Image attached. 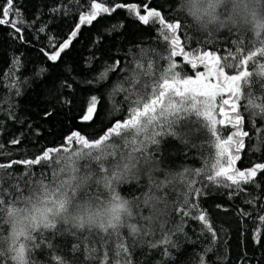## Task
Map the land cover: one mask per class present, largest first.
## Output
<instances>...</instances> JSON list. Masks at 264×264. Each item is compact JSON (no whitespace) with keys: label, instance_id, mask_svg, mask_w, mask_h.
<instances>
[{"label":"trees","instance_id":"trees-1","mask_svg":"<svg viewBox=\"0 0 264 264\" xmlns=\"http://www.w3.org/2000/svg\"><path fill=\"white\" fill-rule=\"evenodd\" d=\"M3 3L4 0H0V5ZM93 3L108 8L116 4H135L141 15L147 14L145 3L149 9L155 7L168 21L181 22L177 37L185 51H219L221 47L227 51L229 42L233 45L237 42L234 33L214 40L194 37L188 21L180 14L178 0H16L20 16H10L9 20H15L21 32L17 33L9 25H0V163L33 159L48 148L61 151L52 153V159L40 165L12 164L7 171L17 179L0 181V198H5L6 203L18 199L33 182L48 183L46 177L59 174L57 166L63 161L58 157L80 150L75 141L67 143L68 134L79 131L88 139H96L113 126L115 120L124 118L131 93L119 89L136 86L135 80L128 81L137 63L143 65L139 71L147 74L167 68L170 40L165 42L159 38L154 31L156 23L150 20L149 25H144L127 7L102 12L91 24L80 25L71 46L56 62L50 61L46 53L51 54L61 42L70 38V33L80 23V15L91 12ZM173 60L188 75L202 70L200 65L195 70L184 68L187 61L182 57ZM40 69L45 71L41 73ZM145 78L141 76L140 80ZM93 95L98 99L97 114L91 121L83 122L81 116ZM49 111L52 115L45 116ZM242 114L259 127L260 120L247 116L246 112ZM179 117L172 129L179 138L166 133L159 138V145L149 147L155 149L157 162L174 170L178 179H190V185L182 184L170 196L167 187L157 192L163 190L165 199H170L172 205L183 197L197 208L191 209L188 215L172 210L163 216L164 230H171L169 238L176 245L171 249V259L161 247L151 246L153 241L159 245V230L154 235L135 237L130 236L127 229L122 230L126 242H134L131 245L132 264H199L200 260L203 264H264V221L260 220L264 216V171L257 172L254 183H241L239 188L236 185L228 187L230 181H209L207 176L214 174L211 165L215 163L216 148L208 121L195 111L181 112ZM215 118L222 119L219 115ZM216 127L223 130L219 134L224 138L230 134L227 124ZM245 130L249 128L246 126ZM249 131L250 138H245V149L235 162V168L240 171L264 163V127L255 133ZM14 139L19 143H11ZM114 140L119 138H110L109 143ZM160 182L168 183L164 178ZM14 185L18 186L16 191H13ZM120 188L130 199L149 197L143 181H130ZM194 190H199L201 195L197 196ZM139 211L153 214L148 206ZM201 213L206 216L207 223L195 219ZM58 229L55 234L43 232V239L38 234L36 242L40 247L34 252L38 264H58L54 260L57 256L67 264H95L90 257L97 255L101 248L107 250L109 247L84 241L78 251H73L75 237L65 231L64 226ZM49 237L53 248L46 246Z\"/></svg>","mask_w":264,"mask_h":264},{"label":"snow or ice","instance_id":"snow-or-ice-1","mask_svg":"<svg viewBox=\"0 0 264 264\" xmlns=\"http://www.w3.org/2000/svg\"><path fill=\"white\" fill-rule=\"evenodd\" d=\"M123 7H127L128 11L144 25H149L150 20H152L153 23H156L155 34L165 42L170 40L171 48L166 61L167 68H159L157 72L147 74L139 71L143 65L137 63L136 69L133 70V75L128 81L135 80L136 86L127 90L121 86L119 89L126 91V94L131 93L128 95L129 107L124 118L115 120L113 126H110L103 135L96 139H88L79 131L68 134L67 143L72 144L75 141L80 145V150L58 157V160L63 161L60 166V173L74 179L80 171L95 170L103 177L105 187L111 190L117 177L129 172L133 165H139L141 161L157 162L154 157L155 149L150 148L149 145H159L161 142L159 138L166 133L179 138L178 133L172 131L176 121L180 119L179 113L195 111L197 115H202L208 121L207 126L214 138L216 148L215 163L211 165L214 174H209L207 179L216 183L230 181L231 184L227 186L236 185L237 188L240 187L241 183H254L257 172L264 171V163H257L246 171H240L235 168V162L240 159L241 150L245 149V138H250L249 130L253 133L260 131V128L264 127V120L259 121L258 127L255 121L246 120V115L242 114L246 112L249 116V105L245 103V93L248 91L245 77L250 75L248 62L251 59V54L246 57L243 56V49L238 46L237 42L234 45L229 42L227 51L223 47L219 51L216 49L185 51L177 37L178 30L182 28L181 22L178 20L175 22L168 21L165 15L155 7L149 9L145 3L147 14L141 15L139 7L135 4L127 6L116 4L113 8H108L104 4L93 3L91 12L80 15V23L70 33V38L61 42L59 48L51 54L46 53L48 59L52 62L60 59L61 53L68 49L72 40L77 37L80 25L91 24L102 12L110 13L116 8ZM10 16H20L16 0H4L3 5H0V25H9L17 33H20L21 29L17 26L16 21L9 20ZM53 48H55V44H53ZM175 57H182L183 60L187 61L184 68L195 70L200 65L202 70L188 75L183 68H178L175 60H173ZM44 71V69H40L41 73ZM102 75H106V73ZM141 76L146 78L141 81ZM97 104L98 99L93 95L88 102L85 113L81 116L83 122L91 121L96 116ZM50 115H52L50 111L45 113V116ZM217 115L222 119H216ZM225 124L230 126L228 129L230 134L226 138L219 134L223 130L216 127V125ZM246 126L249 130H245ZM110 138H119V140L109 143ZM11 143L18 144L19 141L14 139ZM118 144L119 147H117ZM60 151V148H48L43 151L42 155L33 159L16 160L9 164L0 163V171H3L0 181L7 182L6 178L17 179L7 171L12 167V164L40 165L42 161L51 160L52 153H59ZM64 151L67 152V148ZM156 154L158 155V153ZM149 178L151 179V172H149ZM218 178L224 179L218 180ZM45 179L48 180V183L40 181L39 184L46 197L45 203L50 202L52 205V207L47 208V211L62 209L64 201L62 198L57 199V196L60 195L58 188L61 184L68 185L69 180L58 179V175L55 173ZM162 185L160 181L155 185L145 184L149 194L148 199L134 198L138 202L142 198L143 204L137 203L135 218L130 215V222L122 228L112 226L104 232H76L74 229L71 234L76 240L73 244V251H78L81 242L84 241L109 245L107 250L101 248L99 253L90 259H93L95 264H132L130 258L131 245L134 242H126L122 230L127 229L132 237L154 235L155 231L159 230L161 232L160 243L158 245L153 241L151 246L154 248L161 247L162 251L171 259V249L175 248L176 245L169 238L172 235L171 230L167 232L164 230L163 225L166 221L154 213L145 215L139 211L142 207L149 205L150 201L154 199V192L160 189ZM17 187L14 185L13 191H16ZM194 191L197 196L201 195L199 190ZM117 199V196H113L114 201ZM124 203L126 204L127 201ZM4 204H6V199L0 198V207H3ZM181 204L183 207L180 206ZM193 208H197L195 203H190L188 199L181 197L178 203L172 205L170 211L175 210L183 215H188ZM195 219L207 223L206 216L202 213L197 215ZM260 220L264 221V216L260 217ZM45 227L50 229L49 231L53 234L59 231L55 224L45 223ZM149 229H153V231L150 232ZM208 230L212 231L211 226H208ZM214 235L215 233H213ZM40 238H44L42 234ZM50 239L51 237H49L46 246L53 248ZM256 239L259 242V232L256 234ZM35 247L39 248V243L36 242ZM54 260L58 261V264H67V261L60 256L55 257ZM0 264H8V258L0 255ZM199 264H203V261L200 260Z\"/></svg>","mask_w":264,"mask_h":264},{"label":"clouds","instance_id":"clouds-1","mask_svg":"<svg viewBox=\"0 0 264 264\" xmlns=\"http://www.w3.org/2000/svg\"><path fill=\"white\" fill-rule=\"evenodd\" d=\"M178 8L194 37L214 40L218 36L236 34L243 56L251 54L250 75L245 77L249 116L264 120V0H178ZM57 172L58 179L69 180L68 185L61 184L58 188L57 199L64 201L62 209L47 211L52 205L45 203L39 182H33L18 199L0 207V255L8 258V264H38L34 259L35 245L38 234L50 230L45 223L64 226L70 234L74 229L76 232H104L112 226L122 228L130 222V215L135 218L137 203L143 204L142 198L138 202L126 197L120 188L123 184L143 181L155 185L167 177L168 183L161 189H170L169 196L182 184L190 185V179L180 180L174 170L152 161L133 165L129 172L117 177L111 190L105 187L103 177L95 170L80 171L74 179L71 176L65 178L60 173V166H57ZM153 195L148 207L163 218L171 210L172 201L165 199L163 190ZM113 196L118 199L114 201Z\"/></svg>","mask_w":264,"mask_h":264}]
</instances>
